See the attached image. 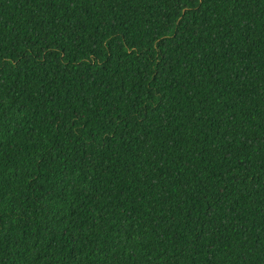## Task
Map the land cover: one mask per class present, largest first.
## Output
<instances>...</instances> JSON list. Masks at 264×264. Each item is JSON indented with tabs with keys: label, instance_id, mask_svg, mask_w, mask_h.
Returning a JSON list of instances; mask_svg holds the SVG:
<instances>
[{
	"label": "trees",
	"instance_id": "obj_1",
	"mask_svg": "<svg viewBox=\"0 0 264 264\" xmlns=\"http://www.w3.org/2000/svg\"><path fill=\"white\" fill-rule=\"evenodd\" d=\"M0 264H264V0H0Z\"/></svg>",
	"mask_w": 264,
	"mask_h": 264
}]
</instances>
